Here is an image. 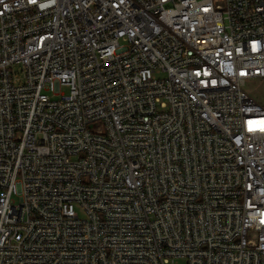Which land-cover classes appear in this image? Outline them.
Instances as JSON below:
<instances>
[{"label":"built area","instance_id":"built-area-1","mask_svg":"<svg viewBox=\"0 0 264 264\" xmlns=\"http://www.w3.org/2000/svg\"><path fill=\"white\" fill-rule=\"evenodd\" d=\"M251 78L264 0H0V264H264Z\"/></svg>","mask_w":264,"mask_h":264},{"label":"rangeland","instance_id":"rangeland-1","mask_svg":"<svg viewBox=\"0 0 264 264\" xmlns=\"http://www.w3.org/2000/svg\"><path fill=\"white\" fill-rule=\"evenodd\" d=\"M244 88L260 103H264V79L251 78L245 82ZM62 91L69 92V87H63Z\"/></svg>","mask_w":264,"mask_h":264}]
</instances>
